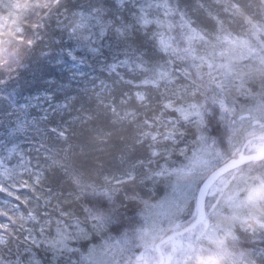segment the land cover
Returning <instances> with one entry per match:
<instances>
[{
	"label": "rangeland",
	"instance_id": "374dc122",
	"mask_svg": "<svg viewBox=\"0 0 264 264\" xmlns=\"http://www.w3.org/2000/svg\"><path fill=\"white\" fill-rule=\"evenodd\" d=\"M102 1L76 8L73 0L68 9L67 0H0V42L16 37L33 7L41 15L34 43L47 42L60 64L68 61L65 83L54 92L21 95L16 103L14 84H0V98L12 101L0 116V264H120L130 247L124 189L134 199L153 197L155 203L142 199L144 209L167 222L189 198L181 185L191 173L176 150L198 137L193 165L211 174L242 141L264 137V0H202L195 8L179 0ZM72 87L96 99L111 126L129 127L138 155L96 184L80 189L75 180L72 190L56 193L44 168L50 150L42 130L50 123L53 136L65 138L76 122L70 118L86 114L71 110L73 94L54 96L74 93ZM237 108L250 125L244 137ZM262 144L254 140L247 153ZM262 164L234 171L211 191L205 223L167 244L174 259L199 254L200 264H264V228L257 224L264 223V188L254 179ZM162 177L173 180L165 199ZM216 195L223 205L213 210L208 201ZM196 217L197 207L187 226Z\"/></svg>",
	"mask_w": 264,
	"mask_h": 264
},
{
	"label": "trees",
	"instance_id": "16d2710c",
	"mask_svg": "<svg viewBox=\"0 0 264 264\" xmlns=\"http://www.w3.org/2000/svg\"><path fill=\"white\" fill-rule=\"evenodd\" d=\"M67 1L68 4L65 1L64 6H67L68 9L75 7V3L72 4L73 0ZM75 1H77L76 8H78L80 4H84L89 0ZM95 1L101 2L102 0ZM182 1L190 4L192 8L198 6V3L206 4L202 0H179L181 5ZM108 9L114 10L110 7ZM37 10H33L32 7L25 13L27 15L26 19L21 17L19 32L15 33L16 37L2 38L0 42V84H14L11 87L13 96L10 98L15 100L16 103L21 95H27L32 98L35 95H41L44 91L54 92L52 87H58L59 84L65 83V81H62L61 76L65 75L64 67L66 65L64 62L68 63V61L62 58L64 62L60 64L58 59L56 60V56H54L53 48L47 42L34 43L35 26L39 23L41 16L40 13H37ZM199 20H202L200 16ZM134 42L138 46L144 47L141 39H135ZM33 43L35 44L34 46L32 45ZM101 76L106 77L103 73H101ZM93 81L97 80L94 79ZM113 86L116 87L115 84ZM73 89L74 87H72L74 93H69L68 95L66 93H56L54 96L57 99H66L73 94L74 100L70 104L71 110H76L79 115H82L84 111L86 113L83 115L84 119L81 118L79 120V117H74L73 115L70 119L76 122L68 123L71 126L74 125L71 127V134H66L65 138L60 137L59 139L53 136L55 132L52 131L53 127H50V123L44 126L42 130L50 150L49 163L45 162L44 168L48 171L47 179L50 182V188L55 189V191L57 189L56 193L68 189L72 190L71 187L75 180L78 182L80 189L83 184H96L105 175L113 174L119 171L120 168L128 166L130 157H137L138 155L136 144L131 141L129 127L111 126L110 120L102 113H107V110L97 106L98 102L96 99H88L87 92L81 89L80 92H75L76 90ZM77 89H79L78 86ZM121 90L122 88L120 87L116 89V93L114 92L116 98L121 94ZM11 102L9 98H0V116L2 118H5L4 116L10 110L9 108L12 107ZM78 109L79 111H77ZM85 116L87 117L86 119ZM67 118V116L63 117L62 120L66 122ZM130 147L131 149L128 152ZM132 150L131 155H128ZM135 150L137 151L135 152ZM34 154L38 156V159L43 157L39 151H35ZM59 160H63L61 168L57 166L59 164L57 161ZM262 163L264 161L255 164ZM228 176L223 177L213 190L221 185Z\"/></svg>",
	"mask_w": 264,
	"mask_h": 264
},
{
	"label": "clouds",
	"instance_id": "9594fccd",
	"mask_svg": "<svg viewBox=\"0 0 264 264\" xmlns=\"http://www.w3.org/2000/svg\"><path fill=\"white\" fill-rule=\"evenodd\" d=\"M228 98L226 97V100ZM237 127L240 129L239 137H244L250 131V125L246 118L242 117V113L237 108ZM242 147H248L246 142H241ZM200 149L199 138L197 137L191 143L183 145L181 148L174 152V156L178 162L184 163L187 161L186 169L190 171V176L185 180L181 187L187 189L188 197L181 205L175 210V214L170 217L167 222L159 220L155 214H149L142 204V199H153V197H141V199H134L128 195L127 189H124V199L122 207L127 209L129 214L128 219L130 223L126 225L125 232L130 243L129 252L126 257L120 261V264H200L199 254L195 255L192 259L182 261L174 259L175 251L167 247V241L164 239L170 236L173 231L186 227L189 218L193 217L196 210L197 193L202 185L209 181L210 173L206 170L202 171L193 165L195 154ZM252 154V153H246ZM170 158L165 157L168 161ZM164 195L160 199L167 198L168 191L173 185L171 177L161 178ZM254 179L260 181V187L264 188V164L258 169L254 170ZM137 195H140L137 193ZM155 203V199H153ZM223 205L219 195L212 197L208 201V206L215 210ZM264 216V212L261 213ZM212 224L216 223L215 216L210 217ZM257 224L264 228V223L257 221ZM255 225L250 224L249 227ZM142 228V231H138ZM101 239V237H97Z\"/></svg>",
	"mask_w": 264,
	"mask_h": 264
},
{
	"label": "water",
	"instance_id": "95a60500",
	"mask_svg": "<svg viewBox=\"0 0 264 264\" xmlns=\"http://www.w3.org/2000/svg\"><path fill=\"white\" fill-rule=\"evenodd\" d=\"M254 140L264 141V137H255L250 138L246 143L250 144ZM248 147H242L240 152L233 158H230L225 163L217 167L209 177L208 183L202 185L197 198V217L196 220L188 225L187 227L173 232L170 236H166L164 239L167 241V244L182 237L190 232L197 230L201 225L207 220V209L206 203L208 197L215 187V185L225 176L237 171L251 163H261L264 161V144L260 145L256 152L252 154H246Z\"/></svg>",
	"mask_w": 264,
	"mask_h": 264
},
{
	"label": "snow or ice",
	"instance_id": "6c2138e0",
	"mask_svg": "<svg viewBox=\"0 0 264 264\" xmlns=\"http://www.w3.org/2000/svg\"><path fill=\"white\" fill-rule=\"evenodd\" d=\"M36 182H37L38 184L42 183V181H40V179H39V176H37ZM21 215H22V214H21ZM31 219L35 220V219H36L35 215H33V216L31 217Z\"/></svg>",
	"mask_w": 264,
	"mask_h": 264
}]
</instances>
